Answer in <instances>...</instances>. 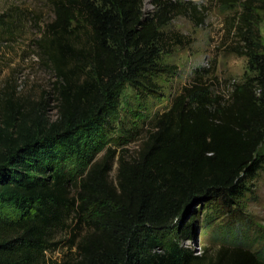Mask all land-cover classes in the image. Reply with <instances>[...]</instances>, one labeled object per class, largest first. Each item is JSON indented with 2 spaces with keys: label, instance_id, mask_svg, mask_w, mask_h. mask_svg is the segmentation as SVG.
I'll list each match as a JSON object with an SVG mask.
<instances>
[{
  "label": "trees",
  "instance_id": "obj_1",
  "mask_svg": "<svg viewBox=\"0 0 264 264\" xmlns=\"http://www.w3.org/2000/svg\"><path fill=\"white\" fill-rule=\"evenodd\" d=\"M213 1L223 13L234 12L224 49L246 58L244 81L214 94L208 77L216 62L196 70L154 119L136 155L118 156L114 182L115 150L92 161L87 149L117 110L118 85L151 86L150 77L166 71L160 55L191 43L162 29L180 15L201 26L206 8L190 0H151L154 11L145 15V0L54 3L56 19L36 44L55 77L56 119L26 112L12 99L0 104V264H49L50 236L69 226L72 213L76 229L90 215L89 231L76 243L73 235L77 259L60 264H203L205 256L161 245L142 231L172 229L196 201L236 199L261 164L264 0ZM80 159L86 167L70 183L63 165ZM190 221L183 235L191 233ZM208 264H264V253L221 247Z\"/></svg>",
  "mask_w": 264,
  "mask_h": 264
},
{
  "label": "rangeland",
  "instance_id": "obj_2",
  "mask_svg": "<svg viewBox=\"0 0 264 264\" xmlns=\"http://www.w3.org/2000/svg\"><path fill=\"white\" fill-rule=\"evenodd\" d=\"M58 0H0V104L12 99L24 111L42 114L44 120L57 117L55 95L52 92L55 77L40 58L36 40L56 19L54 3ZM187 1V0H182ZM206 8L205 20L195 27L184 15L175 17L162 30L178 32L191 40L189 45L175 46L160 55L159 66L166 71L150 77L151 86L134 89L128 83L118 85V106L108 119L101 137L87 149V157L100 160L110 148L115 150L109 174L114 182L117 159L134 157L152 128L154 119L166 112L173 98L193 78L200 68L215 70L210 74L211 90L219 94L229 90L231 84L245 79L246 58L226 52L224 45L231 40L228 33L229 18L234 12L223 13L213 0H190ZM145 15L154 11L151 0L143 4ZM258 31L264 46V13H261ZM83 39L85 37L83 36ZM2 105V104H1ZM32 112V113H33ZM257 157L259 170L243 182L242 194L233 200L215 198L194 202L184 218L176 219L172 229L142 234L152 235L161 245L173 243L188 249L193 256H205L203 264L213 259L221 248L241 247L253 253H264V143ZM84 159L69 160L63 171L73 183L84 168ZM74 193V189H72ZM7 211V209H5ZM13 215V210H10ZM192 224L189 235H183L185 225ZM73 213L67 228H56L50 236L49 250L45 253L49 264H60L77 259L73 242L88 231L90 215L85 214L78 229Z\"/></svg>",
  "mask_w": 264,
  "mask_h": 264
}]
</instances>
